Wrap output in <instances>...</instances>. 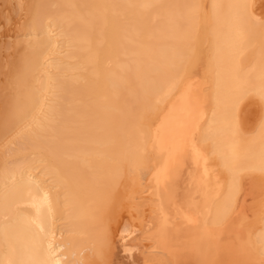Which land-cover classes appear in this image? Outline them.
<instances>
[{"label": "bare ground", "instance_id": "bare-ground-1", "mask_svg": "<svg viewBox=\"0 0 264 264\" xmlns=\"http://www.w3.org/2000/svg\"><path fill=\"white\" fill-rule=\"evenodd\" d=\"M0 264H264V0H0Z\"/></svg>", "mask_w": 264, "mask_h": 264}, {"label": "rangeland", "instance_id": "rangeland-1", "mask_svg": "<svg viewBox=\"0 0 264 264\" xmlns=\"http://www.w3.org/2000/svg\"><path fill=\"white\" fill-rule=\"evenodd\" d=\"M135 130H136V129H135ZM135 135H136V134H135ZM136 136H137V135H136ZM141 182H143V181H141ZM123 183H124V182H123ZM121 187H122V185H121ZM122 188H123V187H122ZM122 188H120V187H117V188H116V190H117V189H122Z\"/></svg>", "mask_w": 264, "mask_h": 264}]
</instances>
